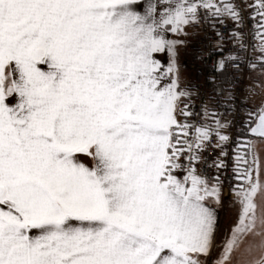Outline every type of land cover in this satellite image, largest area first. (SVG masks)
<instances>
[{
	"label": "snow or ice",
	"instance_id": "snow-or-ice-1",
	"mask_svg": "<svg viewBox=\"0 0 264 264\" xmlns=\"http://www.w3.org/2000/svg\"><path fill=\"white\" fill-rule=\"evenodd\" d=\"M201 11L240 21L234 0H0V264H209L214 247L211 264H264V103L215 244L221 184L199 168L213 137L225 154L228 124L188 122L169 38Z\"/></svg>",
	"mask_w": 264,
	"mask_h": 264
},
{
	"label": "built area",
	"instance_id": "built-area-1",
	"mask_svg": "<svg viewBox=\"0 0 264 264\" xmlns=\"http://www.w3.org/2000/svg\"><path fill=\"white\" fill-rule=\"evenodd\" d=\"M237 5L239 23L230 18H213L204 14L203 21L197 29L194 40L189 45L194 57L185 59L184 68L191 71L196 80L191 85L193 94L186 103L190 106L192 116L188 122L200 125L212 124L215 119L226 120L228 127L221 131L230 137V141L221 148L216 147V138L202 153L199 170L209 179L219 177L223 200H234L230 189L235 187L238 180L234 177V149L242 139L248 136V124L252 120L249 107L243 100L244 85L250 65L255 64L254 55L258 49V36L263 23L254 15L253 6L248 0H234ZM227 57H237L236 61H226L223 72L227 75L225 90L219 86L220 73L216 70L217 63ZM219 100H215V93ZM214 98V99H213ZM208 116L205 118L204 110ZM215 114L213 116L212 114ZM215 162L223 166L217 168ZM207 165H213L208 167Z\"/></svg>",
	"mask_w": 264,
	"mask_h": 264
},
{
	"label": "crops",
	"instance_id": "crops-1",
	"mask_svg": "<svg viewBox=\"0 0 264 264\" xmlns=\"http://www.w3.org/2000/svg\"><path fill=\"white\" fill-rule=\"evenodd\" d=\"M204 14L205 13L203 11H201V13L199 14L198 22L194 25L186 27V29H185L186 34L180 35L178 37H174L171 34H169V38H174V39H178L180 41H183V45L178 47V49H177L178 63L181 66L180 67V84L181 85L184 84L185 86L186 85L188 86L189 83L192 85L193 82L196 80V77L194 74H193L192 78H190L188 76V78L185 77V79H184L183 70L185 68L183 66V62L187 58L191 59L194 57L193 52L189 48V45L191 44V42L195 38V35L197 33V29H198L199 25L201 24V22L203 21ZM157 58L160 59L162 62H164L166 59V54H160V55H158ZM189 98H190V96H188V99ZM188 99L186 97L182 101L181 107H184V105L189 101ZM235 199L224 201L223 197L221 195V204H220L219 208L217 209L218 225H217L216 238H215V244L216 245H220L222 243V241L224 240L226 235L229 233L231 227L237 221V217H238V213H239V205L238 204L235 205ZM230 203H232V204L230 205ZM256 203L258 205L261 204V200L259 197L257 198ZM213 207H215V205H213ZM257 211L259 214L260 209L258 208ZM256 239L258 240L259 238H256ZM220 251H221L220 247H214L211 255L208 258L209 264H211V261L214 260L219 255Z\"/></svg>",
	"mask_w": 264,
	"mask_h": 264
},
{
	"label": "rangeland",
	"instance_id": "rangeland-1",
	"mask_svg": "<svg viewBox=\"0 0 264 264\" xmlns=\"http://www.w3.org/2000/svg\"><path fill=\"white\" fill-rule=\"evenodd\" d=\"M251 5L253 6V12L255 16H258L261 20L262 18L260 17V15L258 14L261 9L257 6V0H248ZM264 23V20H263ZM259 40V39H258ZM260 45V40H259V44H258V48ZM260 52L257 49L255 55H254V59H255V64H253L255 67H251L248 76L246 78L245 81V85H244V92H243V100L245 103H247L248 107H249V116L254 117V114L256 113V111L259 109V107L261 106L262 103H264V66H262L260 64ZM183 76L184 79L185 77L188 78V76L190 78L193 77V73L189 70H187L186 68L183 70ZM182 89L188 91L190 93L189 96H191L193 94V90L191 89V84L189 83V85L185 86L184 84L181 85ZM188 99V97H187ZM189 100V99H188ZM222 122H226V120L224 119H220ZM249 137L246 136L242 139V142L245 139H248ZM251 139L255 142L254 143V147H253V152L254 154H258V158H259V162H260V166H261V178L264 179V141H261L259 138H254L251 137ZM236 156V152L234 151V163H235V167H237V162L235 159ZM241 166L243 167L244 165L241 163ZM240 183V181H238V183L236 184V186ZM258 198V197H257ZM256 198V200H257ZM232 203H230L231 205ZM236 205V203H235Z\"/></svg>",
	"mask_w": 264,
	"mask_h": 264
},
{
	"label": "trees",
	"instance_id": "trees-1",
	"mask_svg": "<svg viewBox=\"0 0 264 264\" xmlns=\"http://www.w3.org/2000/svg\"><path fill=\"white\" fill-rule=\"evenodd\" d=\"M227 83V75H226V73L225 72H221L220 73V82H219V86H220V88L222 89V91L223 90H225V84ZM215 93V100L217 99V100H219V96L216 94V92H214ZM214 99V98H213ZM251 119L253 120V117H251ZM251 120V121H252ZM246 131L248 132V129H246Z\"/></svg>",
	"mask_w": 264,
	"mask_h": 264
},
{
	"label": "water",
	"instance_id": "water-1",
	"mask_svg": "<svg viewBox=\"0 0 264 264\" xmlns=\"http://www.w3.org/2000/svg\"><path fill=\"white\" fill-rule=\"evenodd\" d=\"M254 138H256V137H254Z\"/></svg>",
	"mask_w": 264,
	"mask_h": 264
}]
</instances>
